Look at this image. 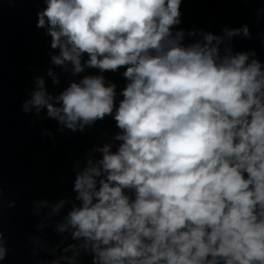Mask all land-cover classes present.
<instances>
[{
    "label": "clouds",
    "instance_id": "obj_1",
    "mask_svg": "<svg viewBox=\"0 0 264 264\" xmlns=\"http://www.w3.org/2000/svg\"><path fill=\"white\" fill-rule=\"evenodd\" d=\"M35 2L51 64L71 79L53 94L37 75L22 111L46 110L61 132L107 117L118 129L77 162L73 196L35 202L74 241L40 264H264V62L232 45L252 38L249 25L186 31L183 0ZM47 76L60 84L52 67ZM29 239L34 256L48 249ZM8 253L0 229V262Z\"/></svg>",
    "mask_w": 264,
    "mask_h": 264
},
{
    "label": "water",
    "instance_id": "obj_2",
    "mask_svg": "<svg viewBox=\"0 0 264 264\" xmlns=\"http://www.w3.org/2000/svg\"><path fill=\"white\" fill-rule=\"evenodd\" d=\"M264 8V0H249L239 12L232 18V20L225 26L229 28L240 27L243 24H248L252 33L251 39L236 37L232 41V45L236 51H250L254 50L262 62H264V15L257 20L256 12L258 9ZM221 34V32L219 33ZM67 239H63V243L59 244L55 254L50 259H55L63 253V248L68 243H73L69 234H66ZM66 255H71L67 253ZM82 264H90V257H82Z\"/></svg>",
    "mask_w": 264,
    "mask_h": 264
}]
</instances>
